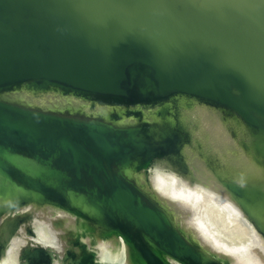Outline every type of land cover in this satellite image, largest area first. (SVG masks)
I'll return each instance as SVG.
<instances>
[{
  "label": "water",
  "instance_id": "95a60500",
  "mask_svg": "<svg viewBox=\"0 0 264 264\" xmlns=\"http://www.w3.org/2000/svg\"><path fill=\"white\" fill-rule=\"evenodd\" d=\"M109 3L116 12L106 27H97L98 35L75 34L79 20L95 24L109 13ZM152 8L155 14L146 12ZM253 8L264 9V0H0V94L28 85L135 104L136 93L141 101L188 93L239 112L253 132L264 134V50L254 33L246 36L230 24H241ZM158 24L196 36L219 31L224 51L220 58L182 53ZM140 133V127L123 129L0 99V173L9 184L63 205L68 192L81 196L103 222L127 239L135 236L146 264L164 263L140 232L173 257L202 264L199 252L125 175L136 167L134 160L146 166L168 150L167 143L150 144Z\"/></svg>",
  "mask_w": 264,
  "mask_h": 264
},
{
  "label": "bare ground",
  "instance_id": "6f19581e",
  "mask_svg": "<svg viewBox=\"0 0 264 264\" xmlns=\"http://www.w3.org/2000/svg\"><path fill=\"white\" fill-rule=\"evenodd\" d=\"M107 6L109 13L95 24L79 20L75 34L98 35L97 27L101 30L116 12L112 3ZM146 12L156 13L154 8ZM240 19L241 24H230L246 36L254 33L264 50V9L253 8ZM158 25L182 53L201 51L220 58L224 51L225 34L219 31L196 36L175 25ZM136 66L143 70L141 63ZM0 99L123 129L140 127L146 142L167 143L168 150L155 154L148 165L134 160L131 165L138 168L126 170L128 179L199 252L202 264H264V134L253 132L239 112L188 93L155 101H141L136 93L130 104L24 85ZM259 123L264 129V120ZM67 198V205L43 199L9 184L0 173V264H146L134 246L135 236L127 239L103 222L81 196L68 192ZM140 234L164 264H191Z\"/></svg>",
  "mask_w": 264,
  "mask_h": 264
}]
</instances>
